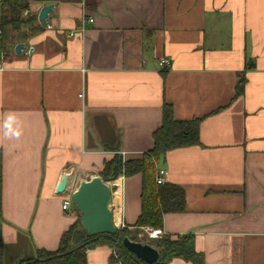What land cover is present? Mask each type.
Returning <instances> with one entry per match:
<instances>
[{
	"label": "crops",
	"instance_id": "obj_1",
	"mask_svg": "<svg viewBox=\"0 0 264 264\" xmlns=\"http://www.w3.org/2000/svg\"><path fill=\"white\" fill-rule=\"evenodd\" d=\"M26 2L20 18L37 19L0 38V124L8 113L22 122L19 139L0 129V264L56 250L80 216L62 209L61 178L73 189L81 175H100L113 149L149 151L166 105L177 120H202L200 143L157 165L186 197L162 229L193 233L204 264H264V0ZM84 18L94 20L82 36ZM21 42L34 51L17 54ZM117 182L120 224L135 230L142 177ZM111 253L88 250V264H120Z\"/></svg>",
	"mask_w": 264,
	"mask_h": 264
},
{
	"label": "trees",
	"instance_id": "obj_2",
	"mask_svg": "<svg viewBox=\"0 0 264 264\" xmlns=\"http://www.w3.org/2000/svg\"><path fill=\"white\" fill-rule=\"evenodd\" d=\"M0 3L2 7L5 5L8 7L5 12L1 10L0 13V27L4 42L10 31L22 33V26L33 23L37 19L35 14L27 20L20 18V11L28 6L26 0H1ZM241 87L242 85L238 86L239 93ZM201 120V118L177 120L174 118L172 108L166 105L162 124L154 131V143L149 151L139 156L124 158L121 151L113 149L114 155L106 161L100 172L101 177L106 181L116 180L121 175L129 177L140 174L142 177L141 212L134 224L136 232L147 227L162 229L166 214L185 210L184 189L170 182L158 183L156 181L157 165L169 150L200 143ZM134 234L135 232L129 231L127 227L119 228L114 234H88L81 226L79 216L62 234L56 250L40 249L36 256L22 260L18 264H88L87 251L100 246H106L112 250L109 263L149 264L124 246L123 239L130 237L135 240ZM149 243L160 252L158 260L152 264H167L173 258H182L193 264H204L203 254L195 249L193 233L176 236L164 233L163 236Z\"/></svg>",
	"mask_w": 264,
	"mask_h": 264
},
{
	"label": "water",
	"instance_id": "obj_3",
	"mask_svg": "<svg viewBox=\"0 0 264 264\" xmlns=\"http://www.w3.org/2000/svg\"><path fill=\"white\" fill-rule=\"evenodd\" d=\"M55 4L43 6L38 14L40 22L48 19L49 13L53 11ZM24 43L15 46V52L20 54L24 49ZM69 175L65 174L60 181L58 191L64 192L67 189ZM112 189L108 181L99 174L90 178H81L75 189L70 194L72 204L80 213L81 226L88 234H114L119 229L114 222L112 210ZM123 244L141 260L152 264L160 256L159 250L147 242L135 241L130 237L123 239Z\"/></svg>",
	"mask_w": 264,
	"mask_h": 264
},
{
	"label": "built area",
	"instance_id": "obj_4",
	"mask_svg": "<svg viewBox=\"0 0 264 264\" xmlns=\"http://www.w3.org/2000/svg\"><path fill=\"white\" fill-rule=\"evenodd\" d=\"M1 1V0H0ZM30 15V10L29 9H25L24 10V16H29ZM32 15V14H31ZM93 18H89V19H82L81 21V24H80V27L78 29V32L79 34H81L82 36L84 35L85 31H86V23H89V22H93ZM50 27V25H48V28ZM74 33L72 32L71 35H73ZM0 38H2V29H0ZM35 47L33 45H29V46H25L24 49H22V53H24L25 55H29L32 51H34ZM159 66L161 69H166V68H169L171 66V62L169 59L167 58H162L159 60ZM121 154L123 155V157L125 156V152H121ZM164 174H165V170L164 169H158L157 171V175H156V181L158 183H164L165 182V179H164ZM122 178H123V175H121ZM117 180H120V176L116 179V180H113V181H108L109 184L111 185V189H112V198L114 199V194H113V190L114 189H118L119 188V182H117ZM75 188H69V186H67V189L65 190L67 192L64 200H63V204H62V209L63 210H67V211H70L73 204L70 200V194L71 192L74 190ZM121 197V195H120ZM113 199H112V210L114 208V203H113ZM121 206H122V202H121V205H120V209H121ZM118 227H125L124 224H119ZM144 231L145 233L147 234L148 236V239L151 240V239H157V238H160L161 236L164 235V230L163 229H153V228H144Z\"/></svg>",
	"mask_w": 264,
	"mask_h": 264
},
{
	"label": "clouds",
	"instance_id": "obj_5",
	"mask_svg": "<svg viewBox=\"0 0 264 264\" xmlns=\"http://www.w3.org/2000/svg\"><path fill=\"white\" fill-rule=\"evenodd\" d=\"M2 134L7 139H19L22 134V122L19 120L16 113H8L0 124Z\"/></svg>",
	"mask_w": 264,
	"mask_h": 264
},
{
	"label": "bare ground",
	"instance_id": "obj_6",
	"mask_svg": "<svg viewBox=\"0 0 264 264\" xmlns=\"http://www.w3.org/2000/svg\"><path fill=\"white\" fill-rule=\"evenodd\" d=\"M84 178L82 175L80 176L79 179ZM120 190L121 189H114L113 190V194H114V199H113V203L114 208H113V214H114V222L115 224L119 225L121 223V209H120V205H121V197H120Z\"/></svg>",
	"mask_w": 264,
	"mask_h": 264
},
{
	"label": "rangeland",
	"instance_id": "obj_7",
	"mask_svg": "<svg viewBox=\"0 0 264 264\" xmlns=\"http://www.w3.org/2000/svg\"><path fill=\"white\" fill-rule=\"evenodd\" d=\"M24 29L23 28H21V31H23ZM129 229V228H128ZM129 231H133V232H135V237H136V239H135V241L137 240V241H141V242H147V243H149V241L150 240H148V236H147V234L145 233V231H144V229H140L139 230V232H136V230H131V229H129ZM21 262V261H20ZM19 263V262H18ZM17 263V264H18Z\"/></svg>",
	"mask_w": 264,
	"mask_h": 264
}]
</instances>
